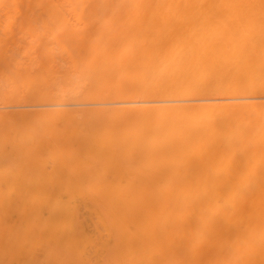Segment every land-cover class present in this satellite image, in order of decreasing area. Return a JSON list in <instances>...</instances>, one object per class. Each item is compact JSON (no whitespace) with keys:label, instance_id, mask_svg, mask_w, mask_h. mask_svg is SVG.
<instances>
[{"label":"bare ground","instance_id":"obj_1","mask_svg":"<svg viewBox=\"0 0 264 264\" xmlns=\"http://www.w3.org/2000/svg\"><path fill=\"white\" fill-rule=\"evenodd\" d=\"M0 14L58 34L0 41L1 77L26 73L0 100L85 105L0 115V159L38 167L34 147L56 143L55 167H84L0 186L10 264H264V0H0Z\"/></svg>","mask_w":264,"mask_h":264},{"label":"rangeland","instance_id":"obj_2","mask_svg":"<svg viewBox=\"0 0 264 264\" xmlns=\"http://www.w3.org/2000/svg\"><path fill=\"white\" fill-rule=\"evenodd\" d=\"M4 18H5V15L2 14V16H1V14H0V41H4V40L6 41L7 40L10 42V41L14 40V41H16L18 46L22 47L29 42L34 43V44L35 43H46V42H49L52 40V35H53V37L58 36L57 32L56 33L50 32L41 23L32 22L30 24H26V22L23 21V19H22L23 17H22L21 20L18 19L20 21H16L17 23L12 24V23H7L4 20ZM83 34H84V32L81 31V32L73 35L69 32L67 27H66V30L62 31V36H63V39H65V40H69L72 37L77 38V37L82 36ZM16 66H14L15 67L14 68L13 65H11L10 71H13V74L11 73L12 76L10 74L9 68L8 69L3 68L4 74L8 78L5 76H3V78H2L1 77L2 75L0 74V91L1 90L3 91L4 89L6 90L7 87L9 88L8 83H9V80L11 78H13L12 80H14V78H15L14 81H16V83L19 81L21 82V80H23L25 78L26 73H22V70L18 71L19 67L17 66L18 67L17 68ZM6 69H7V72H5ZM17 71H18V73H17ZM32 73L33 72H30L28 74H32ZM8 74H10L11 77L8 76ZM14 74L16 77L15 76L13 77ZM18 78H19V80H17ZM4 84L7 86H5ZM3 86H4V89H3ZM17 103L18 102L6 103L5 101L0 100V115H2V114L16 115V114L20 113V111L22 112V111H27V110L32 111L31 113L39 111L42 114H47L53 110H58L61 112H67V111L71 112L72 110H81V109L85 108V105H82V103L79 100L78 101H69V102L49 101V102H44L43 104H40V105H42L41 107L38 105L39 108L36 106L37 105L36 103H34V105H33V102H31L30 104L26 103V106H25V103H21V104L20 103L17 104ZM29 105H32V106H29ZM80 105H82V106H80ZM20 107H21V110H20ZM22 107H23V109H22ZM89 107H91V106L89 105ZM16 111H17V113H16ZM53 144L55 145L56 143H53ZM53 144L52 143L46 144L45 146H40L38 148L34 147L33 151L36 152L38 150L36 153H38L40 151V153L43 152L42 156L44 155V158H42L41 162L38 163L39 164L38 167H35V166H37V163H34L35 166L34 165L26 166V165H24V163H20L21 166L20 165L16 166V167L20 166L19 169H16V167H13L14 161L10 162V160L12 159L11 157L16 156L17 150L14 151L13 148H6L7 150L10 149L6 155L7 160L9 157H10V160L7 162V160L5 158L0 159V180H1L0 186H7L9 184L17 185L18 182H20L19 184L40 185V183H42V185H43L45 179L47 181L46 184H48L49 180H47V178L44 177L43 180L41 178V175L44 174L43 172H45V175L46 174L48 175V179H50V177L54 176V174L55 175L57 174V176H55L56 180H54V182L56 184L63 183L65 181V179L74 180V178H77L78 176L82 175L84 167H81V162L79 160H75V161L73 160L72 162L68 161L67 164L69 163V166H67L66 164H63L64 167H62V166H58V167L56 166L55 167V163H54V161H52L53 160L52 155L54 153H56V150L59 149L60 146H58V144H56L57 149H55V146H53ZM41 147H43V148H41ZM53 147H54V150H52ZM77 149L78 148L75 149V146L70 145V146H65V148L61 147V149L58 150L57 153L59 151H62V150L73 151V150H77ZM10 151H11V153H10ZM18 152H21V151L18 150ZM50 153H51V155H49ZM47 154H48V156H47ZM45 156H47V157H45ZM49 159H51V161ZM1 162H2V165H1ZM74 164H75V166H77V169L74 166ZM4 165H6V166H4ZM24 166H25V169H24ZM39 166L42 167L41 170H40ZM65 166H66V168H65ZM26 167H28L27 171H26ZM31 167H33V171H32ZM21 168H22V170H20ZM38 168H39V170H37ZM57 168H59V169H57ZM56 169L59 171V173H57ZM67 169L69 172L67 171ZM70 169H72V170H70ZM73 169H74V171H73ZM16 170H18V171L16 172ZM25 171H26V173H25ZM37 171L39 173H41V175L39 174L40 176L38 175L41 178V179L38 178L39 181H38V179L35 180V178H34L35 176H37L36 175ZM50 171H52V173H50ZM61 171H62V173H61ZM34 173H35V175H34ZM74 173H76L78 176ZM32 174H33V178H32ZM27 175H29V179H28ZM8 176H11L12 179H10ZM4 179H5V182L3 183L2 181H4ZM8 179H10V180H8ZM32 179H33V181H32ZM37 182H38V184H37ZM78 203H79V201H78ZM0 264H10L9 260H7L6 257L4 256V254H2V253H0Z\"/></svg>","mask_w":264,"mask_h":264}]
</instances>
